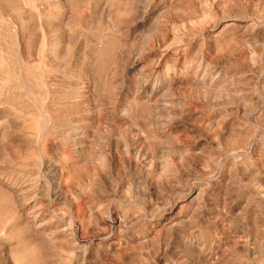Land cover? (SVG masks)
Instances as JSON below:
<instances>
[{
	"label": "rangeland",
	"instance_id": "obj_1",
	"mask_svg": "<svg viewBox=\"0 0 264 264\" xmlns=\"http://www.w3.org/2000/svg\"><path fill=\"white\" fill-rule=\"evenodd\" d=\"M0 264H264V0H0Z\"/></svg>",
	"mask_w": 264,
	"mask_h": 264
}]
</instances>
